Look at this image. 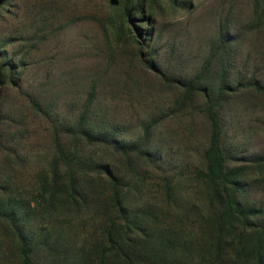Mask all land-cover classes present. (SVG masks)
Instances as JSON below:
<instances>
[{"label": "rangeland", "instance_id": "rangeland-1", "mask_svg": "<svg viewBox=\"0 0 264 264\" xmlns=\"http://www.w3.org/2000/svg\"><path fill=\"white\" fill-rule=\"evenodd\" d=\"M189 1L187 8L160 7L150 24L137 19L134 24L142 33L130 28L122 42L118 29L124 23L123 8L109 0H10L0 9V62L14 61L15 82L0 83V150L16 149L23 157L13 181L19 193L31 199L36 174L53 149L55 125L73 121L90 106L92 113L120 126V137L132 140L145 121L162 117L153 131L160 169L147 174L134 203L153 210L167 234L191 241L184 252L198 260L199 224L208 205L198 177L209 133L204 99L199 95L180 108L175 102L179 88L144 61L152 59L170 77L191 76L219 33L228 31L236 36L224 61L230 79L264 83V0ZM136 37L147 43L144 60ZM33 100L47 113L34 109ZM220 115L225 145L236 157L264 155L262 93L242 86L228 95ZM84 155L95 161L114 162L115 157L108 149H85ZM249 167L248 200L264 205V171ZM163 177L174 178L175 209L163 197ZM29 219L40 222L37 231L79 242L91 231L84 222L42 223L35 213Z\"/></svg>", "mask_w": 264, "mask_h": 264}, {"label": "trees", "instance_id": "trees-1", "mask_svg": "<svg viewBox=\"0 0 264 264\" xmlns=\"http://www.w3.org/2000/svg\"><path fill=\"white\" fill-rule=\"evenodd\" d=\"M9 1L0 0V9ZM109 1L123 8L124 23L118 29L122 42L130 28L142 33L134 24L137 19L150 24L160 7L170 5L177 10L191 3ZM235 40V35L221 31L200 68L188 77H170L152 59L144 61L148 68L179 88L175 102L180 108L199 95L204 99L202 111L209 133L203 152L204 168L198 177L208 205L199 224L198 260L190 251L184 252L191 241L175 232L167 234L153 210L134 203L147 174L160 169L153 131L162 117H151L144 122L140 135L127 140L120 137L118 124L98 117L87 106L73 121L55 125L53 149L36 174L31 199L21 195L20 187L13 181L15 166L23 157L16 149L0 150V264H169L172 260L181 264H264V205H254L247 194V170L254 166L264 171V155L236 157L225 145L220 115L228 95L242 86L264 95V83L258 80L234 83L230 79L224 61ZM134 42L144 60L147 43L138 37ZM14 64L12 59L0 62L1 84L15 82ZM31 104L37 111L47 113L37 101ZM85 149H108L115 156L114 162L86 158ZM163 180L165 202L175 209L174 178ZM31 213L40 214L42 223L84 222L91 231H86L80 242L63 234L40 232L39 221L30 223Z\"/></svg>", "mask_w": 264, "mask_h": 264}]
</instances>
